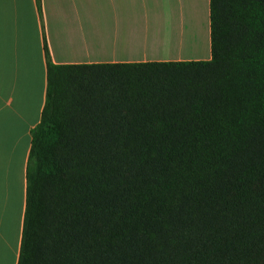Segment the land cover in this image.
Returning a JSON list of instances; mask_svg holds the SVG:
<instances>
[{"label": "trees", "instance_id": "1", "mask_svg": "<svg viewBox=\"0 0 264 264\" xmlns=\"http://www.w3.org/2000/svg\"><path fill=\"white\" fill-rule=\"evenodd\" d=\"M211 37L142 63L45 42L18 264H264V0H211Z\"/></svg>", "mask_w": 264, "mask_h": 264}, {"label": "crops", "instance_id": "2", "mask_svg": "<svg viewBox=\"0 0 264 264\" xmlns=\"http://www.w3.org/2000/svg\"><path fill=\"white\" fill-rule=\"evenodd\" d=\"M45 42L58 65L211 60V0H0V264L19 262Z\"/></svg>", "mask_w": 264, "mask_h": 264}]
</instances>
